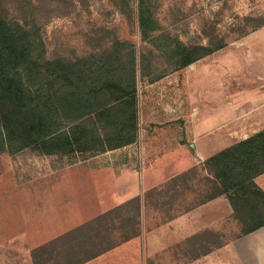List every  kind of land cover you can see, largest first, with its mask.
<instances>
[{"label":"crops","instance_id":"obj_1","mask_svg":"<svg viewBox=\"0 0 264 264\" xmlns=\"http://www.w3.org/2000/svg\"><path fill=\"white\" fill-rule=\"evenodd\" d=\"M216 53L149 81L163 83L157 102L136 92L133 143L61 173L66 222L103 228L81 264H264V226L241 235L224 195L190 202L189 171L264 129V25L229 45L226 65ZM254 181L264 192V173Z\"/></svg>","mask_w":264,"mask_h":264},{"label":"rangeland","instance_id":"obj_2","mask_svg":"<svg viewBox=\"0 0 264 264\" xmlns=\"http://www.w3.org/2000/svg\"><path fill=\"white\" fill-rule=\"evenodd\" d=\"M0 11L27 29H40L47 59L98 60L105 67L124 60L133 47L139 70L136 92L149 102L162 99L164 90L163 83L150 86L149 81L173 71V63L157 49L163 43L179 40L187 54L207 42L226 44L216 53L219 64L226 65L229 45L264 25V0H1ZM140 13L143 20L150 19L144 26ZM152 26L160 33L154 42L142 33ZM77 147L65 155H43L34 149L0 153V264H75L97 248L89 234L97 238L98 222L82 231L84 225L72 228L74 223L66 222L73 205H66L67 188L61 181L65 175L59 178L68 168L87 164L100 144L81 141ZM202 172L188 175L196 195L190 202L211 193ZM78 227L85 241L73 244L70 239L79 236Z\"/></svg>","mask_w":264,"mask_h":264},{"label":"trees","instance_id":"obj_3","mask_svg":"<svg viewBox=\"0 0 264 264\" xmlns=\"http://www.w3.org/2000/svg\"><path fill=\"white\" fill-rule=\"evenodd\" d=\"M149 20H143L140 13L141 25ZM154 26L142 31L150 42L160 36ZM170 42L157 49L173 63V71L226 45L207 42L187 54L179 40ZM123 58L107 67L98 60L47 59L40 29H27L0 11V153L34 149L43 155H65L81 141L100 144L95 151L98 153L133 143L137 135L135 84L139 72L135 49L132 47ZM78 65L81 67L76 68ZM200 169L212 188L209 195L196 202L224 195L241 235L264 226V192L254 181L264 173V129L215 153ZM83 261L76 259L75 264Z\"/></svg>","mask_w":264,"mask_h":264}]
</instances>
